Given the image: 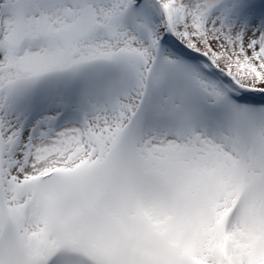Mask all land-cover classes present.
Instances as JSON below:
<instances>
[{"label":"snow or ice","instance_id":"snow-or-ice-1","mask_svg":"<svg viewBox=\"0 0 264 264\" xmlns=\"http://www.w3.org/2000/svg\"><path fill=\"white\" fill-rule=\"evenodd\" d=\"M0 264H264V0H0Z\"/></svg>","mask_w":264,"mask_h":264}]
</instances>
